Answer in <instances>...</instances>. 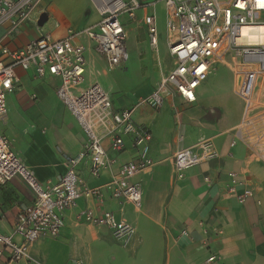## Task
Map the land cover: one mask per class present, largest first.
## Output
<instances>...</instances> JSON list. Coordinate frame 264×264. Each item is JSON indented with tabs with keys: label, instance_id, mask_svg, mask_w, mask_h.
Masks as SVG:
<instances>
[{
	"label": "crops",
	"instance_id": "1",
	"mask_svg": "<svg viewBox=\"0 0 264 264\" xmlns=\"http://www.w3.org/2000/svg\"><path fill=\"white\" fill-rule=\"evenodd\" d=\"M138 1L143 4L156 2L155 6L137 11L140 19L135 24L122 16L129 54L122 68L127 72L129 64L134 62V54L138 53L140 73L144 77L138 86V89L142 86L140 93L117 87L108 77L112 70L108 69L94 42L84 36L77 40L85 47L88 64L83 87L100 83L112 95L116 109L132 107L148 97L173 68V60L165 68L160 58L155 57L162 51L171 57L167 23L174 20L173 12L168 11L161 0ZM44 13L48 19L40 27L38 21ZM148 15L156 17L157 49L151 46L144 23ZM100 20L101 15L92 0H46L31 20L15 32L9 33L8 26L0 27V58L9 61L2 54L3 48L10 51L25 48L40 34L61 39L71 29L82 31L96 26ZM103 64L109 72L102 68ZM152 70L155 72L150 77ZM16 73L19 88L9 96L8 112L0 120V132L10 139L13 151L36 179L45 186L50 185L65 174L67 159L82 152L86 136L56 95L59 78L49 74L39 78L33 67L28 71L17 68ZM91 74L93 77H89ZM235 83L234 77L232 92L237 108H231L221 96L206 98L200 90L202 85L197 90L196 103L188 104L175 95L165 100L160 112L150 106L136 108L135 122L152 134L150 157L154 162L131 180L141 188V207L113 198L108 189L120 165L134 157L132 138H125L120 152L111 151L112 141L106 138L103 146L117 163L104 169L98 178L90 175L89 162L79 166L81 179L91 190H98L101 197L81 198L74 209L66 212V225L60 235L33 243L29 250L31 257L42 264H207V259L215 255L217 260L212 264H264V163L239 141L231 147L245 112V104L235 92ZM261 102H264V95ZM201 139L213 141L218 160L195 167L187 171L183 179H178L175 154L195 146ZM230 173L237 174L238 179L234 196L229 194ZM248 188L253 190L254 196L244 203L239 202L237 196ZM35 197L21 177L2 187L0 232L10 235L17 217L33 206ZM87 210L96 215L112 213L118 221L134 228L133 236L124 243L108 226L79 219ZM15 240L22 242L20 237ZM0 264L28 262H14L10 252H5L0 256Z\"/></svg>",
	"mask_w": 264,
	"mask_h": 264
},
{
	"label": "built area",
	"instance_id": "2",
	"mask_svg": "<svg viewBox=\"0 0 264 264\" xmlns=\"http://www.w3.org/2000/svg\"><path fill=\"white\" fill-rule=\"evenodd\" d=\"M46 0H0V27L8 26L9 33L31 20ZM101 15L100 22L82 31L69 30L61 39L40 34L25 48L17 51L2 49L9 61L0 58V120L7 115L9 96L19 88L17 68L35 69L42 78L49 74L60 79L56 90L58 99L74 116L86 136L82 152L67 159V170L53 184H41L13 151L10 139L0 132V189L17 177L25 180L35 194L31 208L17 217L10 235L0 232V256L10 252L14 262L42 264L30 255V247L41 238H56L66 225L65 214L74 209L83 197L100 198L98 190H91L81 179L79 166L90 163V175L100 177L102 171L117 163L104 148L110 138L111 151L120 152L125 138L131 137L134 157L120 165L118 174L108 186L113 198L124 199L136 207L142 205L141 188L131 180L152 167L150 157L152 134L134 120L136 108L150 106L160 112L165 100L175 95L186 103L197 102V90L207 81L216 63L228 65L236 78L235 92L245 104L244 119L235 131L237 142L244 144L264 163V102L253 107L258 86L264 80V44L243 42L242 29L264 25V0H161L174 20H168L167 45L173 60L172 70L163 76L154 91L136 105L116 109L112 95L100 83L83 87L87 73L85 47L77 42L85 37L94 42L105 59L108 69L123 67L129 60L126 47L128 34L122 21L127 14L135 19L138 10L152 7L156 2L143 4L138 0H92ZM150 44L157 49L159 32L154 15L144 18ZM219 154L211 139H201L195 146L184 148L174 156L178 179L187 171L204 163L215 162ZM232 186L229 194L236 195L237 174H229ZM209 181V178H206ZM254 196L245 189L237 196L244 203ZM79 219L86 223L108 226L115 237L128 243L134 228L118 221L110 212L96 215L91 210L82 212ZM187 234V232H183ZM20 237L22 242H17ZM217 260L211 255L206 263Z\"/></svg>",
	"mask_w": 264,
	"mask_h": 264
},
{
	"label": "rangeland",
	"instance_id": "3",
	"mask_svg": "<svg viewBox=\"0 0 264 264\" xmlns=\"http://www.w3.org/2000/svg\"><path fill=\"white\" fill-rule=\"evenodd\" d=\"M123 19L125 21L130 22L131 24H135L140 19V12L139 13L137 12L135 19H130L127 14H124ZM137 55L138 53L134 54V59H133L134 62L132 64H129V70L127 72L122 67L116 68L112 70L111 72H109L105 64L102 65V68L106 72H109L108 77L113 81V83H115L117 87L121 89H126V90L132 89L133 91L140 93L141 91L140 89H142L141 88L142 86L139 87V89H138V86H140L142 81H144V77L140 73L141 64L139 63V60H141V58L137 57ZM96 57H99V56L96 54ZM155 57L160 58L165 68L169 67V65L171 64L172 58L163 51L161 53H158L157 55L155 54ZM98 60L102 61L100 57L98 58ZM154 63L153 64L151 63V65H155ZM152 71L149 74L150 77H152L153 73L155 72L154 70ZM214 71H215V74L209 78L207 83H205L204 85L200 87V90L204 92V95L206 98H213L214 96H221L222 99L224 98L223 101L228 103L229 106H231V108L234 106L237 108V101L235 97L233 96V92H232V89L234 88V75H233L231 68L228 65H225L223 63H216L212 72ZM142 73L145 74L146 73L145 70L142 71ZM89 77H93V74H91ZM131 87H135L134 89L136 90H134ZM263 95H264V80L258 86L257 93H256L254 103H253V107H258L262 105L261 97Z\"/></svg>",
	"mask_w": 264,
	"mask_h": 264
},
{
	"label": "bare ground",
	"instance_id": "4",
	"mask_svg": "<svg viewBox=\"0 0 264 264\" xmlns=\"http://www.w3.org/2000/svg\"><path fill=\"white\" fill-rule=\"evenodd\" d=\"M242 36L243 42L255 45L264 44V25L244 27Z\"/></svg>",
	"mask_w": 264,
	"mask_h": 264
},
{
	"label": "water",
	"instance_id": "5",
	"mask_svg": "<svg viewBox=\"0 0 264 264\" xmlns=\"http://www.w3.org/2000/svg\"><path fill=\"white\" fill-rule=\"evenodd\" d=\"M48 19V15L46 13L42 14V16L40 17L39 21H38V25L41 27L43 26Z\"/></svg>",
	"mask_w": 264,
	"mask_h": 264
}]
</instances>
